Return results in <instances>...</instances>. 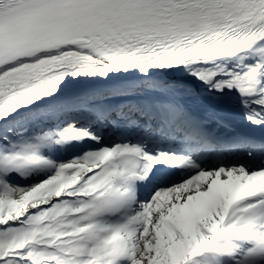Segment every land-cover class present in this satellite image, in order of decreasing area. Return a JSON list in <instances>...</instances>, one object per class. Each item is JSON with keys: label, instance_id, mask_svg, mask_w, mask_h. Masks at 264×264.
<instances>
[{"label": "snow or ice", "instance_id": "snow-or-ice-1", "mask_svg": "<svg viewBox=\"0 0 264 264\" xmlns=\"http://www.w3.org/2000/svg\"><path fill=\"white\" fill-rule=\"evenodd\" d=\"M0 264H264V0H0Z\"/></svg>", "mask_w": 264, "mask_h": 264}]
</instances>
